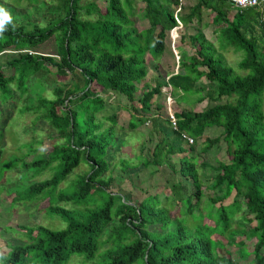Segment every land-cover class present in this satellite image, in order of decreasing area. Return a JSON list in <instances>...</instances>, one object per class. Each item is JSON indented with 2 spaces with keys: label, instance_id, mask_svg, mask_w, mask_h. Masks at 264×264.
<instances>
[{
  "label": "trees",
  "instance_id": "1",
  "mask_svg": "<svg viewBox=\"0 0 264 264\" xmlns=\"http://www.w3.org/2000/svg\"><path fill=\"white\" fill-rule=\"evenodd\" d=\"M52 1L56 15L44 26L7 23L0 34V104L12 98L15 107L28 96V81L37 73L71 76L69 84L55 85L49 98L42 92L20 106L21 114L46 124L59 142L27 162L24 156L38 143L27 141L26 154L0 169V177L18 165L29 170L31 180L26 178V188L10 202L28 208L45 202L49 220L23 227L25 243L0 256L1 264H68L73 257L77 264H240L247 257L249 264H264V0L260 8L240 10L227 0H186L187 5L181 0H102V7L91 0ZM137 2L144 22L139 29L132 20ZM206 11L212 15L213 42L202 32ZM178 25L193 31L178 37L180 43L187 38L192 52L177 48L176 71L164 82L160 73L145 81V55L157 71L164 41ZM50 38L55 57L30 53ZM229 49L242 54L235 68L222 57ZM7 50L14 52L9 59L2 57ZM162 88L176 105H205L196 112H174L175 127L167 119L163 129L160 107L152 105ZM105 92L128 105L127 130L149 122L151 134L160 137L149 156L140 145L138 163L110 161L117 114L97 117L105 109L100 96ZM211 128L219 135L204 136ZM220 142L226 160L206 162L203 156ZM140 166L168 169L160 189H139L142 195L128 197L106 175L119 171L126 176ZM81 167L85 170L67 182ZM45 172L46 178L36 179Z\"/></svg>",
  "mask_w": 264,
  "mask_h": 264
},
{
  "label": "rangeland",
  "instance_id": "2",
  "mask_svg": "<svg viewBox=\"0 0 264 264\" xmlns=\"http://www.w3.org/2000/svg\"><path fill=\"white\" fill-rule=\"evenodd\" d=\"M95 1L97 5L104 6L102 0H91ZM181 3L187 5L186 0H181ZM0 6H3L12 16L11 22L8 24L15 25L17 23L27 22L37 24L38 26H44L48 20L55 17V2L52 0H39L37 4H32L27 0H0ZM142 7L141 3L134 4V15L133 22L134 26L139 29V27L144 25V22L139 18V11ZM212 17L208 11L202 14V22L203 24L207 23V27L202 28V32L206 39L210 42H213V37L211 34L212 27L209 24L210 18ZM188 32H193L191 29L181 28L180 25L174 30V32H169L164 43L165 49L161 57L157 61V71L152 70L153 61L146 54L145 61L146 65L149 68L148 75L146 80H149L151 76L158 75L159 73L162 75V81H165V76L168 73L176 71V63H175V53H177V48L187 51L189 54L192 52L189 49L188 40L185 37L183 42L180 43L178 37L180 35L186 36ZM30 53L39 55V56H52L55 57V44L53 38L48 39L45 43L37 46L30 51ZM14 55L12 50H7L3 52L2 57L5 59H9ZM222 57L224 62L235 68L238 61L241 60L242 54L233 53L230 49L226 52L222 53ZM71 76L69 73H66L65 76H55L54 74L49 73H37L33 77H31L27 84V91L29 97H35L37 94H42L43 96L49 98V91L58 83L66 84L70 83ZM142 83L137 85L138 88L141 89ZM204 85L205 89H209L211 85L206 83L203 79L201 82ZM145 91V90H143ZM162 95L155 96L152 100L153 106H159L160 111L157 113L162 120L161 127L163 129L167 126V119L170 114L174 112H178L180 109L192 110V112H196L201 110L205 105V102H202L197 105H184L183 103L175 104L173 97L167 95L162 88ZM17 96V95H16ZM27 95L18 99L16 106L14 107L12 101L7 99L8 104H0V108L3 109V112L0 109V123H4V137L1 141L0 149H2L0 155V169L7 164V162L14 158H21L27 152V141L35 140L38 142L33 146L35 151L30 152L29 156L25 157V161L29 162L36 158L43 157L46 150L49 146H52L55 142H59L56 138V134L53 130H51L46 124L38 121L32 123L33 116L31 114H25L20 112L21 105L27 103L30 98ZM105 100L104 107L105 109L102 112L97 114V117H104L111 113L117 114V127H116V143L114 142V149L111 152L110 161L116 164L117 159H127L132 160V163H138L137 154L139 153L140 145L144 144V151L142 154L145 156H149L148 150H152L153 145L157 141V135L151 134L150 123L145 122L143 126H139L134 131L127 130L125 127L126 121L129 118L128 112L124 108H128V105L122 101L119 97H117L112 92L101 93ZM12 110V111H11ZM131 113V112H129ZM156 114V115H157ZM107 125V124H105ZM2 130V128H1ZM219 135V130L215 128H211L205 131L204 136L209 138H214ZM21 142V143H20ZM24 142V143H23ZM5 143V145H4ZM185 147V144H183ZM7 147V148H6ZM21 147V148H18ZM136 156V157H135ZM205 161L208 163H212L210 158L216 157L217 159L226 160L225 148L223 143H219L214 145L209 152H207L204 156ZM177 156L171 158L172 161H175ZM154 169L155 171H151L149 174V170ZM85 170V167H81L75 170L70 176L66 178V181H70L74 179L75 174H81ZM30 172L27 169H22L18 165L11 171L4 173L0 177V256H6L9 251L17 244L25 243V234L22 232L23 227L28 226H36V225H44L48 224V219L46 217V203L38 202L35 207L28 208L27 203H14L10 202L11 198L18 194V191L26 188L27 179H30ZM114 174H106L108 176H113V183L117 189V192L121 195L131 196V197H139L142 195L139 189H147L150 190L151 193H154L156 190L160 189L162 179L165 176L169 175V171L166 167H150L149 169H144L141 166L136 170L129 171L126 176L119 174V171H114ZM48 176L45 172L41 176H38L36 179H44ZM209 178V176H207ZM65 186V183L60 184L58 188H62ZM17 191V192H16ZM208 196V195H206ZM233 197V193H231L224 201V204H227L231 201ZM206 223L211 222L209 220H204ZM19 227V228H18ZM253 240L245 242L247 245L246 249L251 250V245ZM251 257H247L245 264H249L248 260ZM2 260L0 258V264ZM240 262V264H244ZM68 264H77V258L73 257L68 262Z\"/></svg>",
  "mask_w": 264,
  "mask_h": 264
},
{
  "label": "built area",
  "instance_id": "3",
  "mask_svg": "<svg viewBox=\"0 0 264 264\" xmlns=\"http://www.w3.org/2000/svg\"><path fill=\"white\" fill-rule=\"evenodd\" d=\"M227 1L232 5L233 9L240 10V9L253 8V7L260 8V4L263 0H227ZM261 20L264 21V16L261 17ZM168 122L170 123L172 128L175 127V119L172 116V114L168 116ZM186 140L190 142L189 139Z\"/></svg>",
  "mask_w": 264,
  "mask_h": 264
},
{
  "label": "clouds",
  "instance_id": "4",
  "mask_svg": "<svg viewBox=\"0 0 264 264\" xmlns=\"http://www.w3.org/2000/svg\"><path fill=\"white\" fill-rule=\"evenodd\" d=\"M11 20H12L11 14L3 6H0V34L4 32L5 25L11 22ZM175 29L176 28H174V30Z\"/></svg>",
  "mask_w": 264,
  "mask_h": 264
},
{
  "label": "water",
  "instance_id": "5",
  "mask_svg": "<svg viewBox=\"0 0 264 264\" xmlns=\"http://www.w3.org/2000/svg\"><path fill=\"white\" fill-rule=\"evenodd\" d=\"M172 31L174 32V29H173ZM172 31H171V32H172Z\"/></svg>",
  "mask_w": 264,
  "mask_h": 264
}]
</instances>
